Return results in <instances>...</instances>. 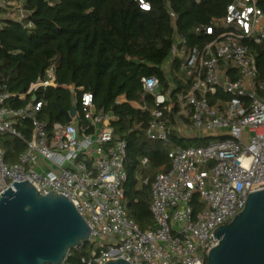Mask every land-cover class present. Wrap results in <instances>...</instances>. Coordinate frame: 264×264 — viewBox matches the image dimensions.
<instances>
[{"label": "built area", "instance_id": "obj_1", "mask_svg": "<svg viewBox=\"0 0 264 264\" xmlns=\"http://www.w3.org/2000/svg\"><path fill=\"white\" fill-rule=\"evenodd\" d=\"M10 1L0 0V26L4 19L21 21L29 15L23 4L18 14L7 13ZM258 1L228 4L223 17L204 27L212 38L202 46L176 35L163 64L167 89L156 76L142 78L143 103L134 104L151 115L146 135L171 146L170 164L156 173L150 191L153 227L142 230L129 217L127 141L116 138L112 114L99 111L94 94L83 87V118L77 111L71 121L52 127L40 118L43 101L37 96L13 107L9 102L16 95L0 87V133L26 142L11 164L0 144V181L10 186L27 180L41 194L54 191L70 199L96 244L90 257L83 258L87 264L118 258L130 264H208L209 251L218 243L215 230L244 209L249 193L264 189L263 84L252 47L264 40V11ZM140 3L149 8L148 2ZM47 86H58L54 65L28 93ZM145 95L151 96V105ZM23 120L31 121L29 139L18 128ZM175 139L204 144L182 146ZM148 164L147 156L140 158L135 174L139 187L149 183L144 176Z\"/></svg>", "mask_w": 264, "mask_h": 264}, {"label": "trees", "instance_id": "obj_2", "mask_svg": "<svg viewBox=\"0 0 264 264\" xmlns=\"http://www.w3.org/2000/svg\"><path fill=\"white\" fill-rule=\"evenodd\" d=\"M144 1L149 9L142 8L140 0H24L29 15L21 21L4 19L0 26V87L16 95L9 102L13 107L25 106L36 95L43 101L40 118L49 127L68 122L67 113L73 107L82 119L81 92H92L96 108L112 114L116 134L127 141L126 209L129 217L147 230L154 225L152 183L156 173L169 166L171 146L147 137L151 115L133 105L143 103L142 78L156 76L167 89L163 64L171 55L176 35L189 45H204L212 38L204 27L223 17L233 0ZM258 4L264 11V0ZM252 47L264 96V40ZM52 65L58 86L28 93L31 84L43 78ZM121 97L125 100L119 101ZM145 98L151 105V96ZM18 128L25 139L30 138V120L18 122ZM194 140L175 142L182 146L204 144ZM0 144L9 164L17 161L26 147L24 139L10 133H0ZM143 156L149 158L144 172L149 183L139 187L135 174ZM95 247L89 241L72 249L66 264H87L83 258L88 259Z\"/></svg>", "mask_w": 264, "mask_h": 264}, {"label": "water", "instance_id": "obj_3", "mask_svg": "<svg viewBox=\"0 0 264 264\" xmlns=\"http://www.w3.org/2000/svg\"><path fill=\"white\" fill-rule=\"evenodd\" d=\"M76 114L73 107L68 121ZM0 182L5 189L0 195V264H61L72 249L90 241L87 221L64 195L41 194L27 180L10 186ZM214 238L218 243L209 251L208 264H264V189L249 193L244 209L217 228ZM104 264L130 263L118 258Z\"/></svg>", "mask_w": 264, "mask_h": 264}, {"label": "rangeland", "instance_id": "obj_4", "mask_svg": "<svg viewBox=\"0 0 264 264\" xmlns=\"http://www.w3.org/2000/svg\"><path fill=\"white\" fill-rule=\"evenodd\" d=\"M15 2V4L11 5V7H13V9L10 11L12 14H18L19 13V10H20V0H13ZM9 11V10H7ZM116 138H119V135L116 134ZM188 140H186L187 142ZM195 144L197 142H200V140H194Z\"/></svg>", "mask_w": 264, "mask_h": 264}, {"label": "crops", "instance_id": "obj_5", "mask_svg": "<svg viewBox=\"0 0 264 264\" xmlns=\"http://www.w3.org/2000/svg\"><path fill=\"white\" fill-rule=\"evenodd\" d=\"M23 2H24V0H20L21 5L23 4ZM13 4H15V2L13 0H11L10 5L6 8L7 10H9V11L6 10L7 13H10V11L13 9V7H11V5H13ZM133 105H135V104L133 103Z\"/></svg>", "mask_w": 264, "mask_h": 264}]
</instances>
